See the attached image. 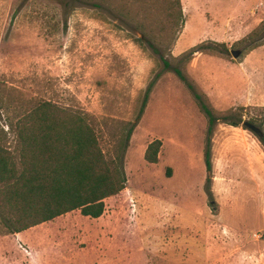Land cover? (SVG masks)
Returning a JSON list of instances; mask_svg holds the SVG:
<instances>
[{
  "label": "rangeland",
  "instance_id": "rangeland-1",
  "mask_svg": "<svg viewBox=\"0 0 264 264\" xmlns=\"http://www.w3.org/2000/svg\"><path fill=\"white\" fill-rule=\"evenodd\" d=\"M181 5L0 0V126L26 100L82 109L126 172L100 217L76 209L16 232L0 214V264H264V59H246L264 20L252 27L233 3Z\"/></svg>",
  "mask_w": 264,
  "mask_h": 264
},
{
  "label": "trees",
  "instance_id": "trees-1",
  "mask_svg": "<svg viewBox=\"0 0 264 264\" xmlns=\"http://www.w3.org/2000/svg\"><path fill=\"white\" fill-rule=\"evenodd\" d=\"M177 4L182 16L181 0ZM263 44L257 42L251 49ZM202 46L192 47L184 56L204 52ZM175 71L182 76L179 68ZM10 104L16 105L15 100ZM202 107L212 126L217 115L203 102ZM15 108L18 112L8 122V130L0 126V214L7 213V222L13 223L16 232L76 209L86 216L100 217L104 200L125 188L124 152L112 159L106 157L92 116L82 109L46 99L22 101ZM224 121L239 126L238 122ZM132 131L130 127L123 150ZM10 133L15 136L14 147L7 144ZM260 140L264 145V138ZM161 146L160 139L148 145V162H158Z\"/></svg>",
  "mask_w": 264,
  "mask_h": 264
},
{
  "label": "crops",
  "instance_id": "crops-1",
  "mask_svg": "<svg viewBox=\"0 0 264 264\" xmlns=\"http://www.w3.org/2000/svg\"><path fill=\"white\" fill-rule=\"evenodd\" d=\"M214 2L222 3L226 7L229 5V3H233L234 5L244 8L246 13H249L250 16L256 15L258 18L252 27L264 20V0H214ZM188 40L189 38L182 41V45H185ZM246 59H264V44L252 49L249 53H247Z\"/></svg>",
  "mask_w": 264,
  "mask_h": 264
},
{
  "label": "water",
  "instance_id": "water-1",
  "mask_svg": "<svg viewBox=\"0 0 264 264\" xmlns=\"http://www.w3.org/2000/svg\"><path fill=\"white\" fill-rule=\"evenodd\" d=\"M231 52L235 57H239L242 54L241 50H232ZM244 125L247 126L249 129L253 130L254 132L258 133L260 137L263 135V131L254 123L246 121Z\"/></svg>",
  "mask_w": 264,
  "mask_h": 264
}]
</instances>
